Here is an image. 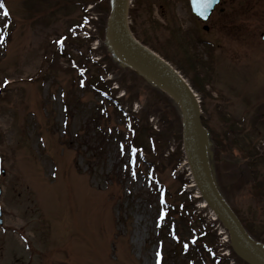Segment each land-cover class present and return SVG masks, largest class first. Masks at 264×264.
<instances>
[{
	"label": "rangeland",
	"instance_id": "rangeland-1",
	"mask_svg": "<svg viewBox=\"0 0 264 264\" xmlns=\"http://www.w3.org/2000/svg\"><path fill=\"white\" fill-rule=\"evenodd\" d=\"M0 3V264H156L160 238L164 264L180 262L167 233L177 219L158 223L157 195L159 185L167 204L186 208L185 195H193L188 181L182 185L188 177L178 164L179 112L144 80L107 59L98 20L92 28L95 52L89 39L64 36L79 19V0ZM221 7L232 18L223 26L216 13L206 22L208 31L197 26L187 0H132L129 21L139 40L198 86L192 89L215 146L223 195L242 221L262 230L264 195L253 179L264 183V162L256 164L253 178L247 151L258 145L264 150V0H224L215 12ZM98 8L100 17L109 12V3ZM75 29L73 36H88L84 27ZM84 54L95 55L98 64L80 80L68 60L78 62ZM101 58L120 86L117 92L109 88V94H122L123 110L141 116L156 140L152 176L146 168L130 170L137 160L120 143L129 135L125 126L131 118L91 87L101 74ZM178 232L188 235L180 226Z\"/></svg>",
	"mask_w": 264,
	"mask_h": 264
},
{
	"label": "water",
	"instance_id": "water-1",
	"mask_svg": "<svg viewBox=\"0 0 264 264\" xmlns=\"http://www.w3.org/2000/svg\"><path fill=\"white\" fill-rule=\"evenodd\" d=\"M218 0H191L192 11L206 18ZM130 0H109L105 45L115 57L168 94L181 113L183 152L199 193L230 235L233 251L249 264H264V245L253 240L224 200L209 164L207 130L200 120L197 99L187 81L166 60L141 44L129 28Z\"/></svg>",
	"mask_w": 264,
	"mask_h": 264
},
{
	"label": "trees",
	"instance_id": "trees-1",
	"mask_svg": "<svg viewBox=\"0 0 264 264\" xmlns=\"http://www.w3.org/2000/svg\"><path fill=\"white\" fill-rule=\"evenodd\" d=\"M79 1L81 2V3L78 4L79 7H80V10H81L80 11L81 14H79L80 16H79L78 21L75 22V23H72L75 26L82 24L83 19H84L83 6L86 3V0H83V1L82 0H79ZM89 1H93L95 3V7L96 8H98V6H100V4L102 2H104V1H107L108 2V0H89ZM98 11H99V8H98ZM107 15H108L107 10H103V12L101 13V15L99 17V27L102 24L103 32H104V27H105V22H106L105 20L107 18ZM131 30L134 31L132 27H131ZM70 38L72 40H75V41L79 40V38H73L71 36H70ZM102 39H103V36H102ZM101 46H102L101 47L102 51H104L105 55H107L109 57V58L107 57V59L109 61H111L112 63L116 64L118 66V69H120L121 71H127V69H128L133 75L138 76L139 78L142 79V81L144 80L147 83V86L153 87L154 90H156L161 96L164 97V99H166L168 102H170L174 106L175 109H177L175 103L172 101V99H170V97H168V95H166L165 93H163L162 91H160L159 89H157L156 87H154L151 83H149L148 81H146L138 73H136V72L130 70L129 68L124 67L123 65H121L119 63V61H117V60L114 59L112 53L103 44H101ZM55 48H56V45H55ZM163 57L165 59H167L168 61H170L165 56H163ZM102 58H103V56H102ZM102 58H101V74H98L95 77V79L90 84H91V86L94 89H96L98 91H105L106 92V91H108L109 83L106 82V81H103V77H104L103 75H105L107 73H111L112 74V80L113 81H115L114 78H115L116 75H115V72H113L109 66H106L105 65V66L102 67V65L104 64L102 62ZM103 60H104V58H103ZM68 61H69L68 63H69L70 69H72V70L75 71L78 79L82 78V76H83L84 73L87 74V71L90 70L91 66H95V65L98 64L97 61L92 60L91 58L87 57L86 54L82 55V59L80 61H78V62L73 57H72V59L70 58ZM171 63L184 75V71L178 65H175L173 62H171ZM196 77L198 78V76H196ZM92 78H93V76H92ZM196 80L198 81V79H196ZM191 85H192V83H191ZM194 85L196 87H198L193 82V85L192 86L194 87ZM114 103L116 104L117 101H114ZM145 122L146 121L143 120L141 118V116L135 115V117L133 118V122L130 123V125H129V128H131L132 129V132H133V137L131 138V144H132V147L134 148V151L135 152H137V150H138L139 153H144V154H147L149 157H152L154 154H157V153L159 154V151L157 150V148L154 150L156 140H155L154 136L150 132L149 133L146 132L147 129L145 128ZM202 122L204 124V120L203 119H202ZM179 123H180V118H179ZM231 131H232V129H231ZM152 132H153V134L156 135V133L154 132V130H152ZM142 134H146L147 135L146 140H145V143H141V141H143V138H142L143 135ZM158 136H159V133L157 134V137ZM178 138L180 139V133H179V137ZM213 144H214V142H213ZM262 146L263 145H258L257 150L255 148H253V149L251 148V149H249L247 151V153H248L247 155L248 156H252V158H251L252 160L250 161L251 162L250 165H251V167L253 169V171H252V174H253L252 177L253 178L258 173L257 170L255 169L256 164L257 163H260L261 164V163L264 162V150L262 152H259V150H260L259 147L261 148ZM214 149H215V146L212 145V147H211V150H212L211 163H212V166H213V172H214V176H215L217 185H218L220 191L222 192V190L220 188V185L218 183L217 177H216V165H215V158H214ZM254 151H257V154L256 155H255V152ZM178 155H180V157H178V162H180L181 159H182L181 153H178ZM155 161L156 160H153L152 159V162H155ZM253 180L255 181V185L256 186H259L258 187L259 188V191H263V195H264V183H262L258 179H253ZM222 194H223V192H222ZM188 199L190 200L191 198L190 197L188 198L187 195H185L184 200L187 201ZM189 200H188V202H189ZM188 205H191L190 202H189ZM181 222H182L183 226H185V221L181 219ZM241 222L244 224L246 230L248 231V233L254 239L259 240V241H262L264 243V238H262V237H264V229L260 230L258 228V226L257 227H253L252 224H248V222L246 220H243L242 221V219H241ZM198 226L200 227V230L197 231V232H193L192 229H191L190 232H189V235L193 234V236L194 235L195 236H198V242H199L200 245L203 242H205L207 240V238H210V240L213 241V235H210L209 236V233L208 232H205V230H203L202 222L200 224H198ZM178 247H179V245H173V247L171 249H177ZM170 251H173L174 252V255L177 253L176 250H170ZM176 256H178V254H176ZM236 259H237V261H240L238 258H236ZM178 263H179L178 260H176L175 261V264H178ZM182 263L183 264L184 263L185 264H188L187 262H182ZM179 264H181V261H180ZM198 264H201V262H199Z\"/></svg>",
	"mask_w": 264,
	"mask_h": 264
},
{
	"label": "flooded vegetation",
	"instance_id": "flooded-vegetation-1",
	"mask_svg": "<svg viewBox=\"0 0 264 264\" xmlns=\"http://www.w3.org/2000/svg\"><path fill=\"white\" fill-rule=\"evenodd\" d=\"M223 2H224V0H221V4H223ZM226 4H229L228 2H225ZM222 9H224V8H222ZM216 13H218L217 15L218 16H220L221 17V19L223 20V26H226L227 24H225V23H227V21H228V17L229 18H232V14H230L229 13V10H227V12H226V10L224 11V10H218V12H214L213 14H211L212 16H214ZM216 15V16H217ZM232 22H234V21H232ZM209 30V26H207V28H206V31H208Z\"/></svg>",
	"mask_w": 264,
	"mask_h": 264
},
{
	"label": "snow or ice",
	"instance_id": "snow-or-ice-1",
	"mask_svg": "<svg viewBox=\"0 0 264 264\" xmlns=\"http://www.w3.org/2000/svg\"><path fill=\"white\" fill-rule=\"evenodd\" d=\"M4 7V5L2 4V3H0V8H3ZM5 16H7L9 13L7 12V10H5ZM61 43H63V41H61Z\"/></svg>",
	"mask_w": 264,
	"mask_h": 264
}]
</instances>
